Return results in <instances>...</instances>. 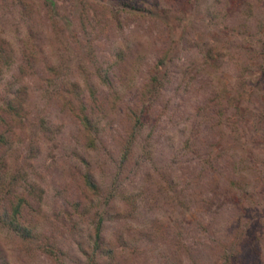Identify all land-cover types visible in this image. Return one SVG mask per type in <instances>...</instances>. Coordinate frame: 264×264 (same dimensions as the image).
Segmentation results:
<instances>
[{
    "label": "rangeland",
    "instance_id": "obj_1",
    "mask_svg": "<svg viewBox=\"0 0 264 264\" xmlns=\"http://www.w3.org/2000/svg\"><path fill=\"white\" fill-rule=\"evenodd\" d=\"M0 38V104L23 105L0 124V207L16 171L45 190L39 236L0 223V264H264V0H0ZM218 78L234 99L199 121Z\"/></svg>",
    "mask_w": 264,
    "mask_h": 264
},
{
    "label": "trees",
    "instance_id": "obj_2",
    "mask_svg": "<svg viewBox=\"0 0 264 264\" xmlns=\"http://www.w3.org/2000/svg\"><path fill=\"white\" fill-rule=\"evenodd\" d=\"M124 3L130 4L128 1H124ZM247 13L250 14L249 11H247ZM212 48L213 45H210L206 48V55H210L211 57L213 56L211 53ZM169 58L170 57H168V53L161 55V57L159 58V64H165L169 60ZM11 60L12 56L8 49V46L6 45L5 41L0 38V73L4 66L10 64ZM156 65L158 64L156 63ZM55 76L51 78V81L53 80L54 83H57V81L59 80ZM156 78V75H154L152 77V80L157 81ZM63 81L65 82V85L62 86H64L63 88H65V90L69 93V96L65 97L67 104L86 127L95 129L98 121L93 117V119H91L89 113L87 112V103L82 95V87L69 77H66V79ZM218 81L217 82L220 84H217L211 91L212 93H210V95H208L206 99L196 107V114H198L200 117L199 121L204 119L207 120L209 118H216L218 120L223 116H226V107L229 103L232 102V99H234V97H232L231 93L228 92L230 89L226 86V83L223 82L220 78H218ZM87 86L90 90L93 89L90 82H87ZM22 106L20 103H14L11 98L9 100H5V98H3V102L2 104H0V124L7 123V119L9 118L7 114H9V116L11 114L20 116L23 110ZM141 111L142 108H140V111H138V108L130 107L129 113L131 116V128L134 130H138L139 127H142V125L144 124V121L142 119V114L144 113V111L142 113ZM133 132L135 133V131ZM133 132L131 131L130 136L133 135ZM1 137H3V135L0 133V138ZM128 141V144H130L131 138L128 139ZM187 143L188 142H186V145ZM18 172L19 171H16L15 173L13 172L14 174H12L8 179V182H13L15 185H9V187L5 190L9 191V200L7 205L2 204L0 207V223L3 226L8 227L21 238L29 240L30 238L39 236V232L37 231L36 226L32 222V220L27 217L26 208L32 207L33 203H41L45 195V190L35 181L26 179L24 180V183H21L22 181H20L19 175H16ZM84 178L86 184H88L90 187L94 189L97 187L96 182L92 179L89 172L84 173ZM232 182L234 181L232 180ZM16 184L18 186H16ZM126 192L127 191H124V193ZM243 206L244 205L241 203V207ZM95 235L100 236L99 226L96 227ZM48 249L52 253L54 252V250H52L51 248ZM237 258H239V256Z\"/></svg>",
    "mask_w": 264,
    "mask_h": 264
}]
</instances>
